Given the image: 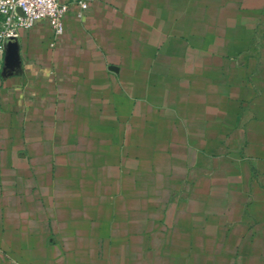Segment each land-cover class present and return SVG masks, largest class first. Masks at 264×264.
<instances>
[{
  "label": "crops",
  "instance_id": "1",
  "mask_svg": "<svg viewBox=\"0 0 264 264\" xmlns=\"http://www.w3.org/2000/svg\"><path fill=\"white\" fill-rule=\"evenodd\" d=\"M87 2L2 65L0 264H264V0Z\"/></svg>",
  "mask_w": 264,
  "mask_h": 264
},
{
  "label": "built area",
  "instance_id": "2",
  "mask_svg": "<svg viewBox=\"0 0 264 264\" xmlns=\"http://www.w3.org/2000/svg\"><path fill=\"white\" fill-rule=\"evenodd\" d=\"M75 4L76 16L82 20L88 9L87 0H0V72L4 62V41L18 38L22 30L33 28L47 20L55 37L64 32V17Z\"/></svg>",
  "mask_w": 264,
  "mask_h": 264
},
{
  "label": "water",
  "instance_id": "3",
  "mask_svg": "<svg viewBox=\"0 0 264 264\" xmlns=\"http://www.w3.org/2000/svg\"><path fill=\"white\" fill-rule=\"evenodd\" d=\"M22 62L20 58V45L18 38L10 37L4 41L3 78L21 74Z\"/></svg>",
  "mask_w": 264,
  "mask_h": 264
}]
</instances>
